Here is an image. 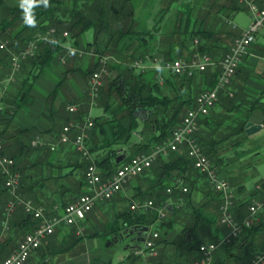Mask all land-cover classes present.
<instances>
[{
  "label": "crops",
  "instance_id": "crops-1",
  "mask_svg": "<svg viewBox=\"0 0 264 264\" xmlns=\"http://www.w3.org/2000/svg\"><path fill=\"white\" fill-rule=\"evenodd\" d=\"M253 1L258 6H264V0ZM19 4L20 0H0V21L7 18V7H15ZM182 5L188 6L185 10H179L177 7ZM243 6L237 5L235 0H132V29L137 33L131 37L125 36L121 42L123 44L130 43L132 49L137 48L152 56L181 57L184 49L191 51L195 48L193 41H183L181 33L185 27H192L196 31L202 29L205 31V35L194 38L198 40L199 45L203 46V51L208 52L212 57L214 64L208 69L214 71L216 62L219 63L226 50L231 46L234 37L243 32L251 21L248 8ZM180 11L183 14H180ZM245 15L248 16L247 22ZM189 16L192 18L191 21H187ZM18 26L21 25L18 24L17 29H19ZM104 39L103 31L96 33L90 28L81 34L77 44L81 47L87 43L95 42L99 46ZM75 44L70 37L62 43L64 47L75 46ZM63 50L64 48L55 53L49 63L38 72L28 92L31 100L22 102L12 114V120L17 126L31 127L35 133L34 136L42 141L40 147L33 148L35 146L32 145L33 147L28 148L26 153L22 152L15 157V167L20 172L22 179L19 193L22 197L42 201L54 211H56L55 205L58 209L63 207L83 190L84 186L79 181L83 176V169L80 167V163L83 161L71 142L59 146L54 151L49 149V145L57 141L58 133L63 125L69 122H81L86 116L93 118L103 113L101 107L94 106L90 102L87 93L89 79V75L86 73L87 64H97V57L75 56L73 59L68 58L61 61L59 56ZM191 54L192 51L190 56ZM108 55L116 62L119 61L113 55ZM18 72L11 78L9 54L0 51V103L5 107L9 106L19 93L20 76H18ZM160 72L169 76L164 70ZM202 75L204 74L197 73L192 77V93L209 87L208 78L205 75L203 78ZM163 87L168 88L166 85ZM227 91L230 95L235 96L233 110L242 114H247L249 105L256 102L258 106L248 112L246 123L250 121L261 125L258 130L246 133L247 138L243 142L233 144L231 136L230 139H226L221 148L219 145V149L214 151L219 157L218 167L223 169V173L233 186L234 213L244 217L248 213L247 205L252 199L264 200V109L262 108L264 106V30L260 31L256 36V41L244 55L239 70L234 75ZM67 105H74L75 112H69L66 108ZM95 108L99 110L97 114L93 112ZM225 109L227 108L220 105L219 99L210 110L209 123L214 121L216 123L217 120H220ZM233 110H230V113H233ZM1 115L4 114L0 111V117ZM1 126L0 123V129ZM200 128H203V134H208L209 129L206 124H201ZM96 138L95 133L89 130L86 142L90 145L92 144L90 141ZM133 139L137 142L144 141V137L140 135ZM9 144L6 145L5 142V152H19V146L13 138L9 139ZM185 149L183 146L177 152L183 153ZM117 152L119 154L117 160L129 155L128 147H120ZM92 153H96V157H99L103 151L96 150ZM77 170L80 172L79 178L73 174ZM176 173V171H172L171 175ZM160 177V171L156 166L146 170L130 180L111 200L96 203L82 221L85 227L90 215L96 220L104 218L120 220L118 214L127 209L132 200L142 197L163 203L166 209L165 218L156 219L149 225V229L152 226H159L160 234L165 238V241L160 243L158 254L153 256L148 252L134 253L135 249L141 248L140 243L129 246L128 252L118 256L117 261H112L108 253L103 257L87 256L84 253L80 256L81 260L82 258H98L100 261H97V264H190L197 252L195 249L189 250L185 245L181 237V228L184 224L195 222V210H198L200 214L195 243L217 241L223 235V226L219 223L218 218V196L215 199L211 198L214 191L206 177L196 173L190 176L185 175L183 182L188 191L186 193L175 191L170 195L156 185ZM162 178L164 185L170 184L169 178ZM250 181H252L251 184ZM7 198L8 193L0 181V220L4 216ZM242 202H247V204L241 205ZM18 210L19 208L11 215L10 222L15 219ZM203 216L206 217V220H202ZM257 221L262 223L264 231V209L259 211ZM68 226L62 225L56 228L58 241L63 242L69 235H72V232H64V227ZM131 231L135 233V239L142 241L143 233L138 232L136 227H132ZM12 234L10 230L2 231L0 226V259L7 256L16 247L17 237L21 238L18 233L14 240L7 241ZM253 238L258 245L249 247V249L245 245V240L228 245L219 243L213 254L214 264L243 263L257 251V248L263 245L260 242V234L249 237V239ZM48 239L49 236L43 240L41 246L46 244ZM77 242L78 240L76 244H78ZM109 245L110 243H108ZM36 255L32 257H36ZM44 259L42 264L45 263Z\"/></svg>",
  "mask_w": 264,
  "mask_h": 264
},
{
  "label": "trees",
  "instance_id": "trees-1",
  "mask_svg": "<svg viewBox=\"0 0 264 264\" xmlns=\"http://www.w3.org/2000/svg\"><path fill=\"white\" fill-rule=\"evenodd\" d=\"M235 2L237 5L244 7L243 4L237 0H235ZM7 11V18L0 21V40H7V48H0V51L7 52L10 60L12 52L20 50L29 39L33 38L37 33L46 32L50 27H55L59 32L66 30L69 33L68 37H70L74 43H77L81 34L90 28L96 33L99 31L104 32L105 39L100 43V47L97 46L95 42L88 44L92 45L99 54L113 55L115 58H118L119 61L116 62L111 59L108 64L109 73L111 70H114V74L110 75L108 73L100 88L97 101L102 107L103 113L92 118L93 125L90 129V132L93 131L97 138L92 139V141H90L92 144L90 145L86 142L90 152H95L96 150L103 151L101 156H95L94 159V162L101 170L103 178L108 177L121 162L131 157L129 154L125 158L123 157L117 160L119 157L117 152L118 148L128 147L131 153L147 152L151 149L153 144L166 141L167 138L170 137L172 129L178 125L186 110L195 105L196 94L206 88L213 87L217 82L218 73L220 71V61L219 63L216 62L214 71H209L207 68L204 71L198 72V74H204L210 83L209 87H205L195 93H192L191 88V80L194 75L183 77L168 73L169 76H165L163 83L160 84L156 77V75H158V70L148 68L139 72L134 67L130 66V62L138 57H143L146 53L137 48L132 49L130 43L123 44V42H121L125 36L128 35L131 37L133 34L137 33L132 29V0H48L47 7L43 0H41V3L37 4L32 10L36 21L33 27L26 26L23 22V10L20 4L15 7H7ZM18 24L21 25L20 27L18 26L19 29H17ZM204 33L205 31L202 29L196 31L189 27H185L181 36L185 42V40H191L195 36H204ZM64 40L65 38L59 40L56 33L53 35V39L50 42H39L35 55L25 59L21 64V68L18 72L20 83L19 93L16 95L17 97L14 98L7 107L0 103V111L6 115H1L0 117V123L2 124L0 139L2 140L4 152V144L6 142V145H10V138H13L18 144V153L11 152V154L5 152L14 159L18 154L22 152L26 153L28 148L30 149L33 147L30 140H32L31 138L35 133L31 127L22 128L17 126L12 120V114L22 102H29L31 100L28 92L33 80L36 78L38 72L49 63L51 57L62 50L61 43H63ZM126 46L128 47L126 48ZM196 49L199 51L204 50L203 46L198 44L191 51L193 52ZM191 51L184 49L181 53V57L189 58ZM126 57L131 59L129 64L125 63V60H129ZM171 58L175 57L166 56L162 59ZM91 65L94 69L98 66L96 63H92ZM240 65L237 67L236 72L239 70ZM93 68L90 69L88 67L86 73H91V71L94 70ZM204 75H202L203 78ZM165 85L168 86L167 89L163 87ZM229 85L230 84L218 91L217 101L220 99V105L227 108L223 112L221 119L217 120L216 123L215 121L209 123V116L202 119L200 125L206 124L209 129L208 134H203V128H200L197 134L198 141L202 145L203 150L215 165L219 163V157L214 151L218 150L219 147L221 148V145L226 139H230L232 136V143L239 144L247 138L244 125L248 118V112L258 106L256 102L251 103L247 109V114H242L237 110H233V108H235L233 105L235 96L230 95L227 91ZM262 108L264 109V106ZM230 110L234 112L230 113ZM81 121H83V119ZM141 124L146 126L145 131L146 133L148 132V134L143 135V142H137L133 139V133L137 130L141 132L139 128ZM26 137H28L27 140H25ZM37 147L40 146H35L33 148ZM81 159L83 162L80 163V167L83 168L84 171L87 161L83 158ZM155 166L159 169L161 176L156 185L162 188L163 191H165V188L162 186L164 185L162 177L169 178L171 182L178 175L182 178L185 175L190 176L194 173L202 175L193 167L192 160L185 151L183 153L170 151L167 157H162L160 155L148 169H152ZM172 171H176L177 173L171 175ZM0 181H2L3 185V176L1 173ZM79 181L84 186L83 176ZM21 183L22 182H20V187ZM216 196H218V210L221 198L219 192L217 193L214 191L211 198L215 199ZM250 203H248L247 208ZM243 204L246 205L247 202H242L241 205ZM195 213V222L193 224H184L181 228L183 242L189 250L195 249L197 252L193 260L199 255V243H195L194 240L196 238L197 225L199 222L198 217L200 214L198 210H195ZM236 217L240 220L243 218L241 214H237ZM118 218H120V220L117 218L116 220L119 221L120 224L117 230L124 227H136L138 232L143 233L144 228H149V225L157 219V214L154 211H133L128 207L118 214ZM202 220H206V217L203 216ZM36 224V220L26 214L22 208H19L16 212L15 219L10 222L9 230L10 232L12 231L13 234L7 241H11V239L14 240L15 236L20 232L25 234L31 231ZM258 234H260L261 244L263 243L261 247L256 249L257 251L255 250L258 252L264 248V231L262 223L257 220L252 221L250 227L245 228L238 237L232 240V243L245 240V245H247L248 249L249 247H256L258 244L254 242L255 239H249V237H254V235L257 236ZM53 235L54 238L52 237ZM55 238H59L57 232L49 235L48 242L39 247L36 257L40 256L43 258L46 253H56L60 251L56 248L57 246H55L56 241H53ZM163 241H165V238L159 233V236L155 239V243L160 246V243ZM253 254L250 255L246 261H248ZM93 264H95V262Z\"/></svg>",
  "mask_w": 264,
  "mask_h": 264
},
{
  "label": "built area",
  "instance_id": "built-area-1",
  "mask_svg": "<svg viewBox=\"0 0 264 264\" xmlns=\"http://www.w3.org/2000/svg\"><path fill=\"white\" fill-rule=\"evenodd\" d=\"M237 1L248 8L251 14V21L243 32L234 37L228 51L221 58L216 84L196 94L195 105L186 110L181 121L172 129L171 136L166 141L155 144L149 152L132 155L128 160L121 162L108 177L103 178L85 145L88 132L93 125L92 118L86 116L81 122H69L63 125L57 141L51 143L49 148L55 150L59 146L71 141L76 151L82 158L88 161L83 172L84 190L63 205V207L58 209L57 205H55L56 211H54L52 208L49 209L42 201H34L31 198L20 195L21 174L15 167V159L3 151V144L0 139V173L3 176V187L8 193L4 207V216L1 220L2 231L5 232L10 229L9 220L17 208H22L26 214L37 221L36 226L18 240L16 247L7 256L0 259V264H25L30 257L37 253L43 240L53 234L56 228L62 225H76V233L80 234L83 229L81 222L98 201H106L112 198L133 177L150 167L157 156H166L170 151L177 150L180 145L184 144L188 147L187 155L193 160L194 167L204 172L213 189L221 195L218 207L219 220L226 229L219 241H209L199 244V255L191 264H213V252L218 244H228L238 237L243 227L250 224L251 218L259 212V209H264V200H253L248 206L249 215L243 217L241 220L235 216L232 185L227 179L218 176L216 167L212 165L209 158L202 151L194 136L200 119L206 116L210 108L216 103L218 91L230 84L244 55L256 41V36L261 30H264V6H258L253 0ZM55 32L56 28L50 27L44 33H37L20 50L12 52L11 78L20 70L21 64L25 59L35 55L38 43L48 41ZM67 34V31L62 33L64 36ZM0 48H7V40H0ZM67 55L70 56L71 52H68ZM110 58L109 55L98 54V68L90 74L88 95L92 104L95 103L93 100L98 96L103 77L109 73L108 62ZM213 64L214 61L210 54L196 49L189 58L175 57L162 59L161 57L145 54L141 58L134 59L130 63V66L140 71L156 68V70L158 69L156 77L159 82H162L161 70L188 77L194 75L196 72L206 70ZM67 109L70 112L76 110L74 105H67ZM73 130H75L73 138H70ZM41 144L42 142L37 137L32 141L33 146ZM174 189L182 192L187 191L186 186L182 184V180L179 177L174 179L172 186L166 188V192L171 193ZM130 209L143 212L155 210L159 218H163L166 214L165 204H157L149 198L133 200L130 204ZM158 236L159 233L156 230H148L144 235L143 246L135 249L134 252L142 253L144 250H147L149 254L156 255L158 253V245L155 243V239ZM243 264H264V249L256 252Z\"/></svg>",
  "mask_w": 264,
  "mask_h": 264
},
{
  "label": "rangeland",
  "instance_id": "rangeland-1",
  "mask_svg": "<svg viewBox=\"0 0 264 264\" xmlns=\"http://www.w3.org/2000/svg\"><path fill=\"white\" fill-rule=\"evenodd\" d=\"M188 6V5H187ZM187 6H184V5H182V6H179V7H177L179 10H185L186 8H187ZM180 14H183L181 11L179 12ZM188 15H189V13H188ZM187 15V16H188ZM191 17L189 16V18H187V21H191ZM251 19V18H250ZM245 21L247 22L248 21V16L247 15H245ZM184 24V23H183ZM179 29V28H178ZM182 29V28H181ZM180 29V31H182ZM190 29H192V27H190ZM64 31H66V30H64ZM64 31H61V32H59L57 29H56V32L54 33V34H56L57 33V35H58V37H59V40H63V38H68V35H69V33L66 35V36H64V35H62V33L64 32ZM54 34H52L51 35V37H50V39L48 40V41H46V42H50L52 39H53V35ZM87 38H88V36H87ZM88 40H90L89 38H88ZM195 38H192L190 41L192 42L193 41V43H194V45L196 46V45H198V40H197V42H195ZM74 43V42H73ZM75 44V43H74ZM61 46H62V48H64V50L63 51H61L62 53L60 54V56H59V58H60V60L61 61H65V60H67L68 58L69 59H73V57H75V56H77V57H91V56H96L97 58H98V52H96L95 51V49H94V47L92 46V45H89L88 43L86 44V45H82L81 47L80 46H78V44L76 43L75 44V46H66V47H64V45H62V43H61ZM100 46V45H99ZM70 53L71 52V55L70 56H68L67 55V53ZM95 53V54H94ZM106 55H108V54H106ZM127 59H129V60H125V63H128L129 64V62L131 61V59L129 58V57H126ZM138 58H141V57H138ZM111 59V58H110ZM109 59V62H108V64L110 63V60ZM112 60H114L113 58H112ZM119 60V59H118ZM131 63V62H130ZM97 65H98V59H97ZM87 67H89L90 69H92L93 67H92V65H91V63H88L87 64ZM97 68H98V66H97ZM97 68H93L94 70H96ZM150 69V68H149ZM152 69H156V68H152ZM94 70H92V71H94ZM137 70V69H136ZM158 70V69H157ZM91 71V72H92ZM137 71H139V72H141L140 70H137ZM164 71H166V70H164ZM167 72V74L168 73H170V72H168V71H166ZM196 73H198V72H196ZM195 73V74H196ZM90 74L91 73H88V75H89V77H90ZM112 74H114V70H111L110 71V75H112ZM170 74H172V73H170ZM195 74H194V76H195ZM193 76V75H192ZM106 77V76H105ZM105 77H103V79H102V84H103V80H104V78ZM162 77H163V80H162V82H159L160 84H162L163 83V81H164V79H165V75L164 74H162ZM233 79V78H232ZM232 81V80H231ZM88 82H89V79H88ZM231 83V82H230ZM101 87H102V85H101ZM100 87V88H101ZM99 92H100V90H99ZM87 93H88V90H87ZM98 96H99V93H98ZM98 96L93 100V102L95 101V103L93 104L94 106L95 105H97V106H99V107H101L99 104H98ZM90 99V98H89ZM90 102H91V99H90ZM217 102V101H216ZM215 105V104H214ZM213 105V106H214ZM212 106V107H213ZM211 107V108H212ZM66 108H67V106H66ZM102 108V107H101ZM191 108V107H190ZM211 108H210V110H211ZM68 110V109H67ZM210 110H209V113L206 115V116H204L203 118H201L200 119V121H199V126H198V129H197V131L195 132V134H194V136H195V138H196V140H197V142L199 143V141H198V136H197V134H198V131H199V128H200V123H201V120L202 119H204V118H207L209 115H210ZM75 112V111H74ZM94 114H97L98 112H99V110H98V108H95L94 109ZM91 118H92V116H90ZM182 119V118H181ZM181 121V120H180ZM179 124V123H178ZM145 127L146 126H143L142 124L140 125V130H141V132L140 131H135L134 133H133V136L136 138L137 137V135H140V136H143V135H147L148 134V132L146 133V131H145ZM142 131H144V132H142ZM172 132V131H171ZM170 136H171V134H170ZM133 137V138H134ZM36 137H34V138H32V140H31V144H32V141L35 139ZM38 138V137H37ZM70 138H73V133H71V137ZM168 139V138H167ZM41 141V140H40ZM42 142V141H41ZM158 143V142H157ZM157 143H155V144H157ZM155 144H153L152 146H151V149L149 150V151H151L152 150V148L154 147V145ZM85 145H86V140H85ZM199 145H200V147H201V149H202V151L205 153V151L203 150V148H202V145L199 143ZM39 146V145H38ZM183 146H185V152L187 153V145H180V147L177 149V150H172V151H179ZM86 147H87V145H86ZM56 150V149H55ZM87 150L89 151V153L91 154L92 152H90V150L88 149V147H87ZM51 151H54V150H51ZM149 151H147V152H149ZM77 152V151H76ZM96 152V151H95ZM128 152H129V156H132V155H135V154H137L136 152L135 153H131V150H130V148H128ZM139 153H141V152H139ZM206 154V153H205ZM168 155V154H167ZM167 155L166 156H162V157H167ZM81 156V155H80ZM91 156L93 157V161H94V156H97V154L96 153H92L91 154ZM206 156H207V154H206ZM157 157H159V156H157ZM156 157V158H157ZM189 157V156H188ZM208 157V156H207ZM81 158H82V156H81ZM209 158V157H208ZM84 159V158H83ZM85 160V159H84ZM156 160V159H155ZM154 160V161H155ZM209 160L211 161V159L209 158ZM85 161H87V160H85ZM126 161V160H125ZM153 161V162H154ZM88 162V161H87ZM211 163H212V165L213 166H215L216 167V169H217V174H218V176H220V177H223V178H225V179H227L228 181H229V179H228V177H226V175L223 173V169L222 168H219L218 167V165H215V164H213V162L211 161ZM192 164H193V160H192ZM193 167H194V165H193ZM149 168V167H148ZM148 168H146L144 171H146ZM195 168V167H194ZM83 169V168H82ZM196 169V168H195ZM200 174H202L204 177H206L207 178V176L204 174V172H202V171H200V170H198V169H196ZM144 171L142 172V173H144ZM84 172V171H83ZM101 172V171H100ZM79 170H77V171H75L73 174H74V176L75 177H77V178H79ZM142 173H140L139 175H141ZM139 175H137V176H139ZM201 175V176H202ZM137 176H135V177H137ZM135 177H133V178H135ZM177 177H179V178H181V180H182V184L184 185V182H183V178L182 177H180L179 175L177 176ZM132 178V179H133ZM176 178V177H175ZM174 178V179H175ZM131 179V180H132ZM174 179L170 182V184L169 185H162L164 188H165V192H166V188L168 187V186H172L173 185V181H174ZM207 180H208V178H207ZM130 182V181H129ZM128 182V183H129ZM209 182V181H208ZM230 182V181H229ZM251 182L252 181H250V184H251ZM127 183V184H128ZM126 184V185H127ZM230 184L232 185V183L230 182ZM209 185L211 186V184L209 183ZM185 186V185H184ZM125 187V186H124ZM233 187V186H232ZM187 188V187H186ZM211 188L213 189V187L211 186ZM122 190V189H121ZM120 190V191H121ZM214 190V189H213ZM175 191H179L180 193H185V192H187L188 191V189H187V191H185V192H182V191H180V190H178V189H174L171 193H168V192H166V193H168L169 195L170 194H173ZM215 191V190H214ZM215 192H217V191H215ZM218 193V192H217ZM80 194V193H79ZM117 194V193H116ZM232 195H233V207H234V191L232 192ZM115 196V195H114ZM113 196V197H114ZM219 196H220V198H221V195H220V193H219ZM112 197V198H113ZM112 198H110V199H108V200H106V201H109V200H111ZM145 198H148V197H142V198H138V199H145ZM149 199H151V198H149ZM134 200H136V199H134ZM153 200V199H152ZM253 200H261V199H258V198H254V199H252L251 200V202L253 201ZM133 201V200H132ZM131 201V202H132ZM154 201V200H153ZM261 201H263V200H261ZM98 202H101V201H98ZM97 202V203H98ZM131 202H130V204H131ZM155 202V201H154ZM156 203V202H155ZM130 204H129V206H127V207H129L130 208ZM157 204H162V203H157ZM250 205V204H249ZM95 206V205H94ZM93 206V207H94ZM263 208H261V209H259V211L260 210H262ZM92 210V209H91ZM233 210H234V208H233ZM140 211V210H139ZM152 211H154L156 214H157V212L155 211V210H150V212H152ZM146 212H148V211H146ZM235 212V211H234ZM89 213V212H88ZM87 213V214H88ZM218 213H219V209H218ZM258 214H259V212L258 213H256V215L253 217V218H251V222H250V224L248 225V226H244L243 227V230L245 229V228H248V227H250V225H251V223H252V221H254V220H257V216H258ZM90 215V214H89ZM247 215H249V211H248V213L245 215V216H247ZM165 216H166V214H165ZM165 216L163 217V218H159L158 217V214H157V219L158 220H162V219H164L165 218ZM219 216H220V214H219ZM236 216V215H235ZM244 216V217H245ZM219 218V217H218ZM85 219V218H84ZM219 223H220V220H219ZM119 221H117L116 219H110V218H104V219H99V220H96V219H94L93 217H92V215H90V219L85 223V227H84V225L82 224V222H81V225L83 226V229H82V231H81V233L80 234H77L76 233V227H73L72 225L70 226H68V227H64V232H67V231H69L72 235L70 236H68V238L67 239H65V241H63V242H60V241H58L56 238L55 239H53V241H56V245L55 246H57L56 248L58 249V250H60V251H58V252H56V253H51V252H49V253H46V255H45V257H30L29 259H28V261L25 263V264H42V260L44 259L45 260V263L44 264H93L94 262H95V264H97L98 262L97 261H100V259H98V258H91V259H87V258H82V260H81V255H83L84 253H85V255H87V256H92V257H103V256H105L107 253L111 256V260L112 261H117V259H118V256H120V255H123V254H125V253H127L128 252V250H129V246H132V245H134V244H140L141 243V247L143 246V240H144V235H145V232H147L148 230H156L158 233H161L160 231H161V228H159V226H152L150 229L149 228H146V229H144V231H143V238H142V241H139V240H137V239H135V233L134 232H132L131 230H132V228L131 227H128L129 229H127V227H124V228H122V229H119V230H117V228L119 227ZM177 224V223H176ZM221 224V223H220ZM222 225V224H221ZM76 226V225H75ZM175 226H177V225H175ZM223 226V225H222ZM158 227V228H157ZM225 228H224V226H223V235H224V233H225ZM242 230V231H243ZM57 231L55 230L54 231V233H56ZM94 232V233H93ZM76 233V234H75ZM94 234V235H93ZM24 235V233H19V235L18 236H23ZM161 235V234H160ZM222 235V236H223ZM222 236L217 240V241H219L221 238H222ZM53 238H54V235L52 236ZM18 239L17 240H19V238L20 237H17ZM81 239V240H80ZM78 240V244H76V241ZM209 242V241H208ZM214 242H216V241H214ZM108 243H110V245L108 246ZM201 243H206V242H201ZM201 243H199V244H201ZM232 243V241L230 242V243H228V244H231ZM228 244H224V245H228ZM158 249H159V246H158ZM264 249V248H263ZM144 250V249H143ZM216 250V249H215ZM262 250V249H261ZM143 252H148L147 250H144ZM136 254H138V253H136ZM158 254V253H157ZM156 254V255H157ZM198 254H199V252H198ZM213 254H214V252H213ZM255 254V253H254ZM253 254V255H254ZM151 255V254H150ZM153 256H155V255H153ZM47 257V258H46ZM195 260V259H194ZM194 260H192V261H194ZM213 264H214V262H213Z\"/></svg>",
  "mask_w": 264,
  "mask_h": 264
},
{
  "label": "clouds",
  "instance_id": "clouds-1",
  "mask_svg": "<svg viewBox=\"0 0 264 264\" xmlns=\"http://www.w3.org/2000/svg\"><path fill=\"white\" fill-rule=\"evenodd\" d=\"M45 6H48V0H43ZM41 3V0H20V7L23 10V22L26 26L33 27L36 24L33 8L37 4Z\"/></svg>",
  "mask_w": 264,
  "mask_h": 264
},
{
  "label": "water",
  "instance_id": "water-1",
  "mask_svg": "<svg viewBox=\"0 0 264 264\" xmlns=\"http://www.w3.org/2000/svg\"><path fill=\"white\" fill-rule=\"evenodd\" d=\"M260 126H261V125H256V124H254V123L248 121V122L245 124L244 129H245L246 133H252V132L258 130V129L260 128ZM144 229H146V227H145Z\"/></svg>",
  "mask_w": 264,
  "mask_h": 264
}]
</instances>
